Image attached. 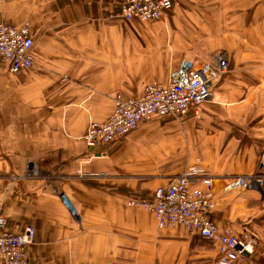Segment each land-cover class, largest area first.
Masks as SVG:
<instances>
[{
  "label": "crops",
  "instance_id": "crops-1",
  "mask_svg": "<svg viewBox=\"0 0 264 264\" xmlns=\"http://www.w3.org/2000/svg\"><path fill=\"white\" fill-rule=\"evenodd\" d=\"M125 1L0 0V23H29L34 43L32 69L14 75L0 61L7 229H35L30 264L212 263L214 244L159 229L153 213L129 205L200 163L216 177L214 221L255 237L254 262L264 264L263 189L223 190L228 177L264 175V0H180L156 22L123 20ZM218 54L229 69L199 116L156 117L118 143L86 144L118 94L138 97L167 85L184 59Z\"/></svg>",
  "mask_w": 264,
  "mask_h": 264
},
{
  "label": "built area",
  "instance_id": "built-area-1",
  "mask_svg": "<svg viewBox=\"0 0 264 264\" xmlns=\"http://www.w3.org/2000/svg\"><path fill=\"white\" fill-rule=\"evenodd\" d=\"M179 2L126 0L122 7V19L126 22H156ZM33 46L29 23L19 26L0 23V61L9 66L12 74L19 75L32 69ZM227 70L228 59L223 54L207 62L184 59L172 71L167 85L149 84L140 96L134 98L118 94L109 118L91 121L84 137L86 144L95 147L118 143L142 122L156 117L180 120L192 110L199 116L200 106L214 99L212 89ZM215 180V175L195 165L159 188L153 200H135L131 204L138 203L154 212L160 228L182 227L189 234L214 244L218 253L211 264H256L257 239L249 235L239 237L229 229L221 230L213 219L217 206L213 191ZM254 186L264 191V175L253 173L228 177L224 180L223 190L227 193L246 191ZM35 239L36 231L31 226L19 234L9 231L0 212V264H30L27 247L33 245Z\"/></svg>",
  "mask_w": 264,
  "mask_h": 264
},
{
  "label": "rangeland",
  "instance_id": "rangeland-1",
  "mask_svg": "<svg viewBox=\"0 0 264 264\" xmlns=\"http://www.w3.org/2000/svg\"><path fill=\"white\" fill-rule=\"evenodd\" d=\"M179 5V4H178ZM124 20V19H123ZM210 61V60H209ZM196 62V61H195ZM204 62H207V61H204ZM228 69H229V66H228ZM227 72H228V70H227ZM226 72V73H227ZM221 81V80H220ZM219 81V82H220ZM216 92H214V99L212 100V101H214L215 100V98H216ZM177 120H179V119H177ZM263 154H264V152H263ZM196 165H200V166H202V167H204L203 165H201L200 163H197ZM193 166H195V165H193ZM192 167V166H191ZM188 168H190V167H188ZM205 168V167H204ZM246 173H244V174H238V175H245ZM142 200H144V199H142ZM208 248V247H207ZM197 261V260H196ZM211 258L210 259H207V258H201V260L200 261H197L196 262V264H211ZM191 264V263H190Z\"/></svg>",
  "mask_w": 264,
  "mask_h": 264
},
{
  "label": "bare ground",
  "instance_id": "bare-ground-1",
  "mask_svg": "<svg viewBox=\"0 0 264 264\" xmlns=\"http://www.w3.org/2000/svg\"><path fill=\"white\" fill-rule=\"evenodd\" d=\"M211 100H213V99H211ZM163 187V186H162ZM159 188H161V187H159ZM158 188V189H159ZM157 189V190H158ZM157 190L155 191V193H154V196H153V198H152V200L155 198V194H156V192H157ZM135 200H142V199H133V200H130L129 201V205L130 206H133V207H139V208H142V209H144V210H147V211H149V212H151V213H153L154 214V216L156 217V219H157V223H158V227H159V222H158V218H157V216L155 215V213L154 212H152V211H150V210H148V209H146V208H144V207H142L140 204H138V203H135L134 205H132L131 203L133 202V201H135ZM166 228H168V227H166ZM159 229H164V228H160L159 227ZM185 230V229H184ZM186 231V230H185Z\"/></svg>",
  "mask_w": 264,
  "mask_h": 264
},
{
  "label": "trees",
  "instance_id": "trees-1",
  "mask_svg": "<svg viewBox=\"0 0 264 264\" xmlns=\"http://www.w3.org/2000/svg\"><path fill=\"white\" fill-rule=\"evenodd\" d=\"M214 215V214H213ZM214 219V218H213ZM216 223V222H215ZM239 237H242L243 236V234H241V233H238L237 234Z\"/></svg>",
  "mask_w": 264,
  "mask_h": 264
}]
</instances>
